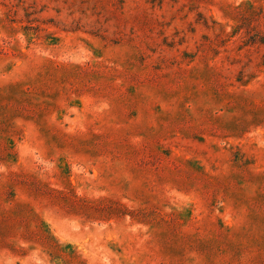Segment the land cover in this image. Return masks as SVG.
I'll return each instance as SVG.
<instances>
[{"label":"rangeland","instance_id":"rangeland-1","mask_svg":"<svg viewBox=\"0 0 264 264\" xmlns=\"http://www.w3.org/2000/svg\"><path fill=\"white\" fill-rule=\"evenodd\" d=\"M0 264H264V0H0Z\"/></svg>","mask_w":264,"mask_h":264}]
</instances>
